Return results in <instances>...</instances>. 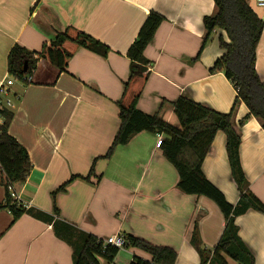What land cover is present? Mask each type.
I'll return each mask as SVG.
<instances>
[{"label": "crops", "instance_id": "crops-1", "mask_svg": "<svg viewBox=\"0 0 264 264\" xmlns=\"http://www.w3.org/2000/svg\"><path fill=\"white\" fill-rule=\"evenodd\" d=\"M248 2L264 20V6ZM152 10L165 19L145 50L151 73L138 108L174 125H179L174 102L181 96L230 112L237 90L223 71H210L222 55L218 38L227 39L226 33L216 29L198 55L207 35L204 17L218 12L214 0H0V83L10 77L8 56L15 44L39 52L67 26L110 48L106 56L80 48L62 72L41 59L32 81L11 77L14 83L1 95L14 112L9 132L26 147L33 166L25 183L14 186L17 200L32 213L10 226L12 213L0 210V264H73L85 235L105 240L117 233L171 246L176 264H201L190 242L195 222L204 247L213 251L217 245L226 224L222 211L212 199L178 188L179 173L156 146L157 133L142 131L110 158L102 157L121 124L118 101L130 73L129 47ZM256 68L264 79V31ZM248 114L239 101L232 124L241 135L248 188L264 203V128L253 115L240 125ZM226 141L219 131L203 170L236 204L240 196ZM96 159V175L90 181L77 178L58 194L60 213L54 214L52 192L74 175L86 176ZM4 200L0 184V203ZM236 222L255 264H264V214L250 209ZM126 253L125 263L119 253L115 260L151 259L134 247Z\"/></svg>", "mask_w": 264, "mask_h": 264}, {"label": "trees", "instance_id": "trees-1", "mask_svg": "<svg viewBox=\"0 0 264 264\" xmlns=\"http://www.w3.org/2000/svg\"><path fill=\"white\" fill-rule=\"evenodd\" d=\"M214 1L218 12L204 17L207 35L198 55L216 29L226 33L227 39L222 35L218 38L222 55L217 58L210 71H223L233 82L237 96L232 110L227 113L218 112L181 96L174 102V111L179 120V125H174L158 113L148 114L138 108V101L151 73V62L146 58L145 50L165 19L162 14L152 10L129 47L127 54L130 73L123 95L118 101L121 124L110 148L102 157L110 158L118 146L127 144L134 135L142 131L164 134L161 149L179 173L178 188L186 194L212 199L225 218L223 234L213 251L204 247L198 223L195 222L190 242L198 250L201 264H255L253 252L240 236L236 218L250 209L264 214V203L248 188L249 182L240 156L242 139L233 127L232 119L237 103L243 101L249 114L240 120V125L249 115H253L262 121L264 128V79L256 68L257 47L264 31V20L248 0ZM80 48L102 56L110 51L109 46L99 39L75 26H67L57 32L53 40L44 43L39 52L29 51L22 45L15 44L8 56L9 76L29 83L41 59L47 60L59 72L65 71ZM26 62L27 71H24ZM13 118L14 112L9 107L0 109V184L5 189V200L0 203V210L8 209L12 213L10 226L24 213H32V210L27 209L12 195L11 188L24 184L33 166L26 147L9 132ZM219 131L227 136L228 161L240 196L236 204L228 201L224 192L207 178L203 170L204 160ZM96 161L97 159L86 176L74 175L52 192L54 214L60 213L58 194L65 192L77 178L90 181L96 175ZM124 236L128 248H138L151 256V259H145L134 255L131 264H176L178 255L171 246L155 245L132 234ZM119 252L117 247L104 246V240L98 236L87 234L82 246L74 252L73 264H102L103 261H113Z\"/></svg>", "mask_w": 264, "mask_h": 264}, {"label": "built area", "instance_id": "built-area-1", "mask_svg": "<svg viewBox=\"0 0 264 264\" xmlns=\"http://www.w3.org/2000/svg\"><path fill=\"white\" fill-rule=\"evenodd\" d=\"M257 2L260 6H264V0H257ZM13 83H14V79L11 77H8L5 81H2L0 83V109L11 105V101L10 100L4 101L1 95L3 94L6 95L8 91V86L12 85ZM163 138H164V134H158V140L156 143L157 147H161ZM11 189H12L13 197L17 199L16 193L14 191V187ZM106 245H112L114 247H117L119 250L125 249L127 247L125 236L120 233L113 234L109 236L108 238H106L104 240V246ZM102 264H119V263L114 259L113 261H103Z\"/></svg>", "mask_w": 264, "mask_h": 264}, {"label": "rangeland", "instance_id": "rangeland-1", "mask_svg": "<svg viewBox=\"0 0 264 264\" xmlns=\"http://www.w3.org/2000/svg\"><path fill=\"white\" fill-rule=\"evenodd\" d=\"M126 249H129L126 247L125 249H121L119 252V257L121 258L122 263H125V258L128 257V254L126 253Z\"/></svg>", "mask_w": 264, "mask_h": 264}, {"label": "water", "instance_id": "water-1", "mask_svg": "<svg viewBox=\"0 0 264 264\" xmlns=\"http://www.w3.org/2000/svg\"><path fill=\"white\" fill-rule=\"evenodd\" d=\"M24 71H27V62L24 65Z\"/></svg>", "mask_w": 264, "mask_h": 264}]
</instances>
